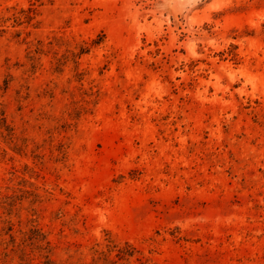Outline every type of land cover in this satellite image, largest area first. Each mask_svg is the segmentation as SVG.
Instances as JSON below:
<instances>
[{
	"label": "rangeland",
	"instance_id": "obj_1",
	"mask_svg": "<svg viewBox=\"0 0 264 264\" xmlns=\"http://www.w3.org/2000/svg\"><path fill=\"white\" fill-rule=\"evenodd\" d=\"M0 264H264V0H0Z\"/></svg>",
	"mask_w": 264,
	"mask_h": 264
}]
</instances>
